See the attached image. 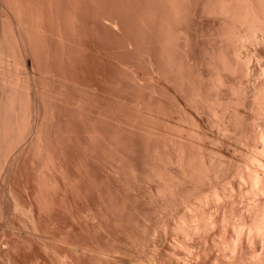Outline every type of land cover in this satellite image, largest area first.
<instances>
[{
  "label": "bare ground",
  "instance_id": "obj_1",
  "mask_svg": "<svg viewBox=\"0 0 264 264\" xmlns=\"http://www.w3.org/2000/svg\"><path fill=\"white\" fill-rule=\"evenodd\" d=\"M84 226L141 264H264V0H0V264H83Z\"/></svg>",
  "mask_w": 264,
  "mask_h": 264
},
{
  "label": "rangeland",
  "instance_id": "obj_2",
  "mask_svg": "<svg viewBox=\"0 0 264 264\" xmlns=\"http://www.w3.org/2000/svg\"><path fill=\"white\" fill-rule=\"evenodd\" d=\"M208 16H210V15H202V16H200V18H199L198 21H200V20H201V22H204V21H205L204 23H208L207 26H209V25H211V23L213 22V16H211V17H208ZM201 17H202V18H201ZM204 18H205V19H204ZM210 18H212V20H211ZM203 20H204V21H203ZM210 20H211V21H210ZM214 20H215V19H214ZM115 28H116L115 30L118 31V30H117L118 27H115ZM198 40H200V39H198ZM199 42H200V41H199ZM132 58H133V57H132ZM133 59L135 60V59H137V58L134 57ZM133 59H131V60H133ZM239 59H240V58H239ZM241 59H242V58H241ZM241 59H240V60H241ZM139 60H140V59L138 58L137 60L132 61V62H133V65H132V62H130L129 65H131V67H129V66L126 65V66H125V69L127 68V73H128L127 75H128V76H129V75L131 76L132 73L138 75L139 77L137 76V81L139 82V84H140L141 86L143 85V87H144L145 85H149L150 83L152 84L154 79H153L152 77L149 78V74H148V76H147V74H146V73H147V69L145 68L146 66H145V64H143V63H142L141 61H139ZM242 60H243V59H242ZM134 62H135V63H134ZM140 64H142V65H140ZM128 67H129V68H128ZM131 68L133 69L134 72H132V69H131ZM116 69H117V70H116ZM121 69H122V68H120V66L117 65V63H116V64H115V70H116V73H117V72L119 73L120 71H122ZM129 69H130V70H129ZM118 70H120V71H118ZM123 71H124V70H123ZM128 71H129V72H128ZM145 72H146V73H145ZM125 73H126V72H125ZM147 77H148V79H147ZM149 79H150V81H149ZM152 79H153V80H152ZM147 80H148V81H147ZM151 80H152V81H151ZM140 82H141V83H140ZM147 82H148V83H147ZM142 83H143V84H142ZM144 83H145V84H144ZM160 83H161V84H160L159 89H160V91H161V90H163V88H161V87H165V88H166V86H165L164 84L162 85V82H160ZM165 88H164V90H165ZM141 90H142V89H141ZM143 90H145V89H143ZM143 90H142L140 93H143V92L145 93V92H146V90H145V91H143ZM164 90L161 91V94L164 92V93H163L164 96L162 95V96H163V97H162V99H163L162 101H163L164 104H163L162 102H161V103H162V106L165 105V110H164V111L171 112L168 116H167L168 113H165V112H164V114H166V116H167L168 118H169V116H170L171 119H172L173 121H177L178 119L176 118V116H177V114H176L177 112L175 111L176 109H175L174 105H172L173 103H171V102H172L171 98H170V97L167 95V93H166V90H167V89H166L165 91H164ZM139 91H140V90H139ZM140 93L138 94L139 97H140L141 95H142V96H145L144 93H143V94H140ZM165 93H166V94H165ZM131 97H132V96H130V97L127 99V101L129 100V103H128V105H127V106L129 107V109H128V107H127V109H126V110H127V112H126L127 114H126V115L129 116V117H128V116H127V117H128L129 120L132 121V123H134V122L136 121V123H138L139 125H143V126H146V127H147V126H154V127H158V128H160V129L163 128L166 132H167V130H168V132H172V131H174V130L176 131V129L174 128V125L172 126V124H174V123H172V121H169V122H168V125H167V123H165V122H164V124H162L163 122H160L159 119L156 118V117H148V116H147L148 114L145 113V112L147 111V109H148V106H147V107L145 106V104L147 105V103H146V102H147V101H146V98H144V99H145V102H143V101L140 102V101H139V100H140L139 98H137V99L135 98V97H138V96H134V98H131ZM167 97H168V98H167ZM141 98H142L141 100H144L143 97H141ZM133 99H135V100H138V99H139V100H138L139 103H138L137 101L133 100ZM169 100H170V101H169ZM164 101H165V102H164ZM167 101H168V102H167ZM135 103H136V105H135ZM165 103H166L167 105H166ZM138 104H139V105H138ZM116 105L119 106L120 104L118 103V104H116ZM140 105H141V106L143 105L142 108H143V110H146L145 112H144L143 110H141L142 108L139 109V107H141ZM118 106H116V113H118L117 110L120 108V106H119V107H118ZM166 106H167V107L170 106L173 110H172L170 107L167 108ZM144 108H145V109H144ZM146 108H147V109H146ZM135 109H137L138 111L135 110ZM163 109H164V108H163ZM166 109H167V110H166ZM174 109H175V110H174ZM119 112H120V109H119ZM153 112H154V111H153ZM121 113H122V112H120L119 114H121ZM128 113H129V114H128ZM140 113H142V116H141ZM154 113H155V112H154ZM174 113H175L176 116L174 115ZM144 114H145L146 116H144ZM164 114H162V115H164ZM121 115H122V114H121ZM162 115H160V116H162ZM151 116H152V115H151ZM172 116H173V117H172ZM147 117H148V118H147ZM116 118H117V117H116ZM150 118H151V119H150ZM154 118H156V119H154ZM158 121H159V122H158ZM171 123H172V124H171ZM183 123H184V125L188 124L187 122H186V123L183 122ZM166 125H167V126H166ZM171 126H172L173 129L170 128ZM209 126H210V125H209ZM209 126L207 125V131H208L207 133L212 134V133L216 130V128L214 127V129H212L213 127H212V126L209 127ZM211 127H212V128H211ZM163 129H162V130H163ZM166 129H167V130H166ZM208 129H209V130H208ZM211 129H212V130H211ZM171 130H172V131H171ZM209 134H208V135H209ZM209 136H210V135H209ZM209 136H208V137H209ZM208 140H209V138H208ZM140 165H142V164H140ZM97 166H98V165H97ZM94 168H97V169L99 168V169H100V170L98 169V171H97L96 169L93 170V172L95 171L94 173H95V175H96L95 178L97 179V180H96V183H97V182L100 180V178H102V173H101V172H102V171H101L102 169H101L100 167H96V166H95ZM97 172H98V173H97ZM100 173H101V174H100ZM97 175H98V176H97ZM100 175H101V176H100ZM97 177H99V180H98ZM99 182H100V181H99ZM99 182H98V183H99ZM83 184H84V182H83ZM83 184H82V185H83ZM84 185H85V186H81V188L83 187V188H82V191H81V192H82V193H81V199H82V200L79 198V199L81 200V204H80V202H79L80 200L78 201V203L80 204V205L78 204V205H79L78 208L80 209V211H83L82 209H85V208L88 206L87 204L91 203V201H89L88 199L92 200V199L94 198V196H96L95 194H93V195H92V196H93L92 199H91V197H92L91 195H90L91 197H90V196H87V194L89 195V193H88V192H89V188H87V187H88V184L85 183ZM114 186H115V185H114ZM86 188H87V189H86ZM83 190H84V194H85L84 196L87 197V198H85V197H84V198L86 199V201H88V203H87L85 200H84L85 202L83 201V199H84V198H82V197H83V195H82V194H83ZM86 190H87V192H86ZM114 190H115V188H114ZM118 190H121V189H118V188H117V190L114 191V192H115V193H114V196H115V194H116L117 192H118V194L121 193V194H120L121 196H122L123 194L125 195L126 192H125V193H124V192L122 193V191H124V190H122V191H120V192H119ZM116 191H117V192H116ZM86 193H87V194H86ZM118 194H117V197L119 198ZM121 196H120V197H121ZM89 197H90V198H89ZM125 197H126V195L124 196V198H125ZM95 198H96V197H95ZM118 198H116V199H118ZM121 198H122V197H121ZM97 199H98V198H97ZM71 200H72V199H71ZM94 200H95V199H93V201H94ZM118 200H120V199H118ZM118 200H117V201H118ZM117 201H116V202H117ZM95 202H96V200H95ZM68 203H69V204H68L69 206H70L71 204H74L73 202H70V200H69ZM70 203H71V204H70ZM86 203H87V204H86ZM68 205H67V206H68ZM69 206H68V207H69ZM115 206H116V205H115ZM115 206H114V208H116ZM117 206H118V205H117ZM72 207H73V206L71 205L70 209L73 211V209H74L75 207H73V209H72ZM79 209H78V210H79ZM71 210H70V212H72ZM114 210L116 211V215H117V216L120 215V213L117 214L118 211H119L118 208H117V209H114ZM68 211H69V209L66 210V214L69 215V216H71V214H72L71 217H73V212L70 213V212H68ZM68 213H69V214H68ZM74 213H75V210H74ZM114 214H115V212H114ZM67 217H68V216H67ZM71 217H70V219H72ZM65 219L68 220L69 217H68V218H65ZM67 222H68L69 224L71 223L70 220H68ZM84 227H85V226H84ZM82 228H83V227H82ZM86 228H87V227H85L83 230H81V232H80L79 235H81L83 238H82V237L80 238V236H79V238H80L79 241H81L80 243H82L81 246L83 245V246L85 247L86 245H87V246L89 245L88 247L91 248L89 252H92V254H90V253L88 252L89 248L86 246L85 249H86L87 251H86L85 249H84V251H83V252H84V253H83V257H82L83 264H86V263H87V264H88V263H89V264H94V263H95V264H98V263H99V264H141V263L144 262V260H143V262H140V261H142L143 258H142V259H139V261H138V258H136V257H135V258H132V256H131L130 258L128 257V256H129L128 253H127L128 251L125 250V249H126V248H125V245H123L124 243L121 241V240H123V239H121L120 242H119V240L116 241V242H114V241H113L111 238H109V236L103 231V229H99V228L95 229V231L93 232V233L95 234V235H94L93 233L90 232V230H89L88 228H87V229H88L89 231L87 230V232H86V231H85ZM66 229H67V228H66ZM66 229H64L65 232H68L69 229H70V227L68 228V231H67ZM64 230H63V231H64ZM70 230H72V228H71ZM98 230H99V231H98ZM101 230H102V231H101ZM72 232H73V231H72ZM83 232H84V233L86 232V235H85ZM89 232H90L92 235H91ZM70 233H71V231L68 232L67 234L65 233V235H66V237H67V235H68V237L66 238V241H69V240L71 239V240H70V242H71V241L73 240V237L75 236V233L73 232V235H74V236L72 235V233H71V234H70ZM82 233H83L84 235H82ZM119 233H120V232H119ZM138 233H139V231H138ZM69 234H70V235H69ZM90 235H91V236H90ZM119 235H121L120 237H123V236H124V235H122V232H121ZM69 236H70V237L73 236V237L70 238ZM84 236L88 237V239L85 240L86 237L84 238ZM93 236H94V237H93ZM89 237H90V238H89ZM69 238H70V239H69ZM67 239H69V240H67ZM89 239H91V240L89 241ZM74 240H75V237H74ZM82 240H83V241H82ZM88 242H89V243H88ZM91 242H92V243H91ZM118 242H119V244H118ZM86 243H87V244H86ZM90 244H91V245H90ZM93 245H94V246H93ZM117 245H119V246H117ZM121 245H123V246L121 247ZM84 247H83V248H84ZM92 247H93V249H92ZM116 247H119V248H116ZM87 248H88V249H87ZM120 248H121V249H120ZM91 250H93V251H91ZM65 251L67 252V250H65ZM122 251H123L124 253H123ZM94 252L97 253V254H95ZM99 252H100V253H99ZM105 252L108 253V254H106ZM68 253H69V252H68ZM68 253H67V254H68ZM103 253H104V254H103ZM84 254H85V255H84ZM86 254H88V255H86ZM89 254H90V255H89ZM94 254H95V255H94ZM102 254H103V255H102ZM99 255H101V256H99ZM140 255H142V254H140ZM87 256H89V257H87ZM92 256H95L97 259H96L95 257H92ZM97 256H98V257H97ZM103 256H104V257H103ZM134 256H135V255H134ZM134 256H133V257H134ZM84 257H85V258H84ZM141 257H142V256H141ZM87 258H88V259H87ZM92 258H93V259H92ZM99 259H100V260H99ZM104 259H105V260H104ZM86 260H87V261H86ZM90 260H91L92 262H91ZM98 261H99V262H98ZM134 261H135V262H134ZM138 262H139V263H138Z\"/></svg>",
  "mask_w": 264,
  "mask_h": 264
}]
</instances>
